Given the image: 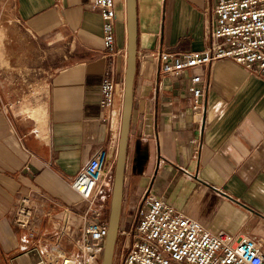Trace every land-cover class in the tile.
Listing matches in <instances>:
<instances>
[{
  "label": "crops",
  "instance_id": "1",
  "mask_svg": "<svg viewBox=\"0 0 264 264\" xmlns=\"http://www.w3.org/2000/svg\"><path fill=\"white\" fill-rule=\"evenodd\" d=\"M213 5L135 0L136 69L119 230L129 227L149 190L209 233L253 238L264 264V80L227 59L178 77L158 76V52L180 56L204 49ZM13 6L35 39L62 47L59 66L36 99L14 100L13 88L0 78V264H33L36 251H16L24 233L16 225L18 209L30 208L29 228L42 247L70 250L79 233L58 231L61 209L79 213L87 203L66 178L97 148L115 149L100 107L110 59L102 54V22L90 0H13ZM114 35V48L123 49L121 86L126 33L119 11ZM192 74L209 82L201 116L190 108ZM33 111L38 140L27 114ZM29 253L33 260L17 263Z\"/></svg>",
  "mask_w": 264,
  "mask_h": 264
},
{
  "label": "built area",
  "instance_id": "2",
  "mask_svg": "<svg viewBox=\"0 0 264 264\" xmlns=\"http://www.w3.org/2000/svg\"><path fill=\"white\" fill-rule=\"evenodd\" d=\"M212 1L213 21L207 45L202 51L180 56L158 52V76L178 77L194 68L204 69L227 59L264 80V0ZM90 3L99 11L102 22V54L110 59L102 80L100 101L102 119L109 124L115 97L121 92L123 49L114 48L117 15L114 0H90ZM208 83L200 74L189 78L190 108L197 116L203 111ZM10 108L11 105H6L2 109ZM114 166L115 149L109 152L99 147L75 175L66 178L70 189L87 203V210L81 213L79 239L70 250L62 251L58 245L42 247L41 240L35 237L36 230L29 228L30 208L21 206L15 221L24 233L20 234L16 251H36L39 260L33 264H101L107 236V218H103L102 211L108 209L105 198L111 192ZM62 215L58 231L69 236L72 229L67 222V208ZM117 252L116 264H263L262 253L253 238L224 231L209 233L149 190L138 202L129 227L118 230Z\"/></svg>",
  "mask_w": 264,
  "mask_h": 264
},
{
  "label": "rangeland",
  "instance_id": "3",
  "mask_svg": "<svg viewBox=\"0 0 264 264\" xmlns=\"http://www.w3.org/2000/svg\"><path fill=\"white\" fill-rule=\"evenodd\" d=\"M115 9L117 17L118 11L121 15H124V0H117ZM61 49L62 47L54 44L48 45L35 39L24 25L16 19L13 0H0V78L5 84L13 88L14 100L25 101L28 98H37V94L46 78L59 66ZM120 103H122L121 100ZM33 113L35 111L27 114L36 122L35 126L31 129V133L38 140V135H41V132L38 127L37 117ZM109 125L111 127V118ZM111 132L113 136L112 141H114L115 133L113 128H111ZM108 186L110 187V185ZM101 197H99V200ZM109 199L110 194L109 196L107 194L105 206L108 209H104L105 214L103 218H107L108 216ZM63 209L65 208L61 209L62 213ZM67 210V222L69 226L71 225L73 232L79 233L78 231L83 221L81 219L83 211L74 213L70 208H67ZM86 210L87 206L84 211ZM65 216L67 215L65 214ZM43 252L45 251L43 250ZM53 255L56 256V253L53 252ZM33 259V253H29L24 255L22 259H17V263L19 261L27 263ZM117 260L118 252L115 253L113 264H116ZM4 263L6 264V262Z\"/></svg>",
  "mask_w": 264,
  "mask_h": 264
},
{
  "label": "water",
  "instance_id": "4",
  "mask_svg": "<svg viewBox=\"0 0 264 264\" xmlns=\"http://www.w3.org/2000/svg\"><path fill=\"white\" fill-rule=\"evenodd\" d=\"M124 24L126 33V60L123 73L122 109L115 146V166L107 216V236L104 243L101 264H113L115 243L121 218L123 179L127 163L132 91L136 69L135 0H124Z\"/></svg>",
  "mask_w": 264,
  "mask_h": 264
},
{
  "label": "bare ground",
  "instance_id": "5",
  "mask_svg": "<svg viewBox=\"0 0 264 264\" xmlns=\"http://www.w3.org/2000/svg\"><path fill=\"white\" fill-rule=\"evenodd\" d=\"M114 3H115V6H116V2L114 0ZM126 60V58H125ZM123 88H124V82H123V86L121 85V92L115 97V100H114V112H113V115L111 117V128H113L114 130V146H116V143H117V136H118V132H119V125H120V117H121V109H122V103H120L119 101V104H120V107L118 105V97H119V100H121L122 102V98H123Z\"/></svg>",
  "mask_w": 264,
  "mask_h": 264
}]
</instances>
